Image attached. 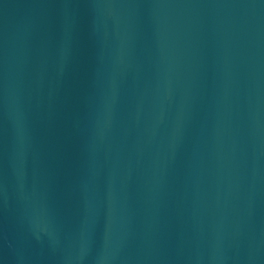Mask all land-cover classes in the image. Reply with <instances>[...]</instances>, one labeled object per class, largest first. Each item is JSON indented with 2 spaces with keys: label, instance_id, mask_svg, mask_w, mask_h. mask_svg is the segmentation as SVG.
<instances>
[{
  "label": "water",
  "instance_id": "95a60500",
  "mask_svg": "<svg viewBox=\"0 0 264 264\" xmlns=\"http://www.w3.org/2000/svg\"><path fill=\"white\" fill-rule=\"evenodd\" d=\"M0 264H264V0H0Z\"/></svg>",
  "mask_w": 264,
  "mask_h": 264
}]
</instances>
